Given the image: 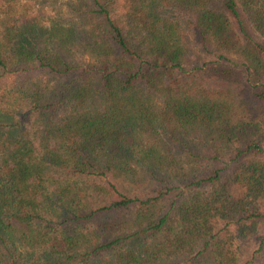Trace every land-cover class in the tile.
I'll use <instances>...</instances> for the list:
<instances>
[{"label": "trees", "instance_id": "1", "mask_svg": "<svg viewBox=\"0 0 264 264\" xmlns=\"http://www.w3.org/2000/svg\"><path fill=\"white\" fill-rule=\"evenodd\" d=\"M0 264H264V0H0Z\"/></svg>", "mask_w": 264, "mask_h": 264}, {"label": "rangeland", "instance_id": "2", "mask_svg": "<svg viewBox=\"0 0 264 264\" xmlns=\"http://www.w3.org/2000/svg\"><path fill=\"white\" fill-rule=\"evenodd\" d=\"M58 1H60V0H58Z\"/></svg>", "mask_w": 264, "mask_h": 264}]
</instances>
